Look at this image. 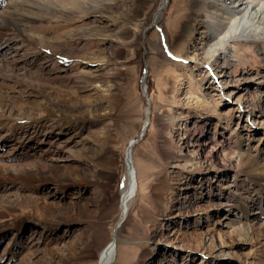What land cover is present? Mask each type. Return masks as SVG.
Instances as JSON below:
<instances>
[{"label":"rangeland","instance_id":"1","mask_svg":"<svg viewBox=\"0 0 264 264\" xmlns=\"http://www.w3.org/2000/svg\"><path fill=\"white\" fill-rule=\"evenodd\" d=\"M160 1L47 3L0 38V199L20 216L19 236L0 228V264L96 262L133 143L112 264L261 263L234 228L264 224V34L232 29L218 0H168L155 24ZM204 143L216 156L195 154Z\"/></svg>","mask_w":264,"mask_h":264},{"label":"bare ground","instance_id":"2","mask_svg":"<svg viewBox=\"0 0 264 264\" xmlns=\"http://www.w3.org/2000/svg\"><path fill=\"white\" fill-rule=\"evenodd\" d=\"M66 1L69 0H44L45 4L43 5L41 4V5L43 7L45 6L47 9L48 8L50 9L49 6L48 7L46 6L47 3L53 4L55 6L57 5L58 8H61V4L62 3L64 4V2ZM74 1L79 3V0H74ZM84 1L85 0H83V2ZM148 1L154 2L155 0H148ZM167 1L168 0L160 1L158 8L153 15V21L155 22V24H157L158 21H160V19L162 18L164 10L167 6ZM218 1L221 4H223L225 12L231 16L230 26L232 29L237 28L239 26L240 27L243 26L244 28L253 27L257 31H260L261 33L264 34V2L255 4L254 1H247V0H218ZM35 2H36L35 0H18V3L15 2L16 3L15 6L12 4L14 7L13 9L14 13L12 12L6 14L0 13V38L3 37L5 34L24 33L23 30L21 29L22 23L32 21L30 17L36 16L38 12L41 13L42 11L43 7L41 8L35 6ZM224 4L227 5L225 6ZM17 11L22 12L24 17H19L15 15V12ZM246 32H248L246 29L243 30V33ZM225 35H226L225 32H221L218 37L211 36L208 41L206 40L207 41L206 45L208 47L220 45ZM247 39H252V37H248ZM142 91L143 93H145L146 90L144 87L142 88ZM261 104L262 105L259 106V108L261 109L260 112L264 113V101ZM135 146L136 143H133L132 145L129 146L127 150L126 175H125V179L123 180L124 183L122 185L120 199L116 201V206L114 208L116 217L113 222V225L110 227L111 230L109 233L108 243L103 247V249L99 253L97 261L91 264H112L115 256L117 255L118 243L121 242L120 229L122 224L126 221L128 217V214L130 212L131 207L134 204L136 194L138 192V182L136 181L135 168L133 166V150ZM200 147H201L200 150L196 151L195 154H200V156L204 158L216 156L215 152L213 151L214 149H212L209 146V144L204 143ZM244 154H245L244 152L242 153L234 152L232 158L236 160H241L244 159L245 157ZM168 157L170 158V160L176 159L174 155H170V156L168 155ZM250 160L251 162H253V164H257L255 162L256 160L254 159H250ZM255 169L257 171L259 170L262 172L264 171V168L262 167L259 168L256 167ZM4 174L1 173L0 178L4 179L6 176ZM8 174H11V172L9 171ZM257 177H258L257 183H259L257 185H260L261 188V191H259V195H261L264 191V184H261L262 182L264 183V176L260 173L259 176ZM107 179L108 178H106V180ZM242 212L243 215L245 214V217L248 216V212H244V211ZM262 213L264 215V208L262 209ZM0 219H2L1 221L2 224L0 225L1 229L6 228L5 232L12 233L14 237L19 236L20 234V227L18 226V220L20 219L19 212L16 208L13 207L12 202L8 199H0ZM236 224L237 227L234 228V230L236 231L235 234L239 233L240 235H243L249 238L250 240H253L254 238L259 239L257 245H258V250L260 251L262 256L260 264H264V224H260V225L248 224L241 219H239L238 223ZM70 252L72 253V255H75L74 249H70L69 253ZM252 264H256V263H252Z\"/></svg>","mask_w":264,"mask_h":264}]
</instances>
